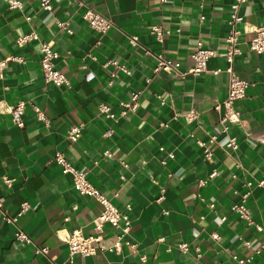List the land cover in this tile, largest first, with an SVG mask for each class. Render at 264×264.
<instances>
[{
  "label": "crops",
  "instance_id": "obj_1",
  "mask_svg": "<svg viewBox=\"0 0 264 264\" xmlns=\"http://www.w3.org/2000/svg\"><path fill=\"white\" fill-rule=\"evenodd\" d=\"M22 1L21 9H11L0 0V59L8 58L0 76V197L12 215L23 201L30 203L17 223L34 243L21 245L16 225L0 214V264L61 263L69 254L63 235L76 229L85 235L95 232L93 219L103 206L74 188L72 174L63 173L52 160L58 149L129 213L132 227L124 239L137 243L134 250L123 245L121 251L76 253L71 264H239L234 255H253L248 264H264V233L232 209L247 190L246 181L260 179L264 171V142L259 139L264 136V51L250 49L246 40L253 32L240 35L241 53L234 64L248 81L245 97L235 102L240 121L225 132L223 108H215L228 94L225 36L234 0H83L82 5L53 0L52 10L39 0ZM87 7L108 16L114 25L106 32L93 29L82 16ZM239 13L243 31L264 25V0L241 3ZM57 20L68 21L72 32L60 28ZM152 24L172 32L159 40L150 31ZM32 30L39 40L16 42ZM131 35L138 36V45L131 44ZM200 38L218 52L209 58L207 71L185 76L154 71L160 52L188 70ZM42 40L51 41L58 51L54 62L69 84L45 81ZM16 55L23 61L14 59ZM114 59L127 70L119 68L114 74L109 63ZM216 68L222 70L214 73ZM147 77H152L149 83ZM138 88L144 92L137 111L116 119L100 113L101 102L118 113L120 101ZM157 93L165 96V103ZM19 100L27 103L23 127L14 124L9 112V105ZM30 103L44 109L48 123L37 117ZM190 113L197 117L188 118ZM79 122L84 123L82 136L71 142L68 129ZM211 134L220 139L236 136L239 148L213 144V160H208L197 139L208 141ZM169 151L175 156L162 164ZM213 171L217 174L208 178ZM3 174L15 178L11 186ZM201 179L206 182L201 184ZM162 186L165 197L158 200ZM246 204L255 222L264 226V185H253ZM118 232L108 225L105 242L114 241ZM180 241H188L190 251L177 248ZM36 245L48 246V253H36Z\"/></svg>",
  "mask_w": 264,
  "mask_h": 264
},
{
  "label": "built area",
  "instance_id": "obj_2",
  "mask_svg": "<svg viewBox=\"0 0 264 264\" xmlns=\"http://www.w3.org/2000/svg\"><path fill=\"white\" fill-rule=\"evenodd\" d=\"M8 2V6L11 9H21L23 7L22 0H6ZM77 4H84L83 0H69ZM247 0H234L231 4L230 9V18H229V32L225 36L226 50L225 57L227 61V65L224 70L229 74V83H228V94L223 101L218 102L215 105V108L223 111L221 113L220 121L223 124V130L228 133L231 124L240 121L241 112L235 108V102L245 97L246 89L248 87V81L242 78L235 70V58L236 55L241 53V40L240 35L243 32H253V35L249 37L246 42L249 44L250 49L255 50L256 52L264 51V25H254L250 28H246L244 31L239 28V24L243 22V16L239 13V7L241 3ZM41 6L44 9L52 10L53 8V0H39ZM82 16L86 19L89 25L100 32L108 31L113 25L114 22L108 17L103 15L102 13L96 11L92 7H87L83 12ZM205 16L202 15L203 19ZM30 18V16H27ZM57 25L60 28H66L68 32H72V29L68 26V21L57 20ZM150 31L156 34L157 39H163L165 34L171 33L172 30L169 28H164L160 24H152L150 25ZM33 39L39 40V34L37 31L32 30L24 35L19 36L16 39L18 44H23ZM129 40L132 45H138V36L131 35ZM41 68L43 72V77L46 82H51L56 85L69 84V77L59 68L56 67L54 59L59 56L58 51L53 50L51 41H41ZM90 54V53H89ZM218 52L216 49H212L206 47L203 40L200 38L197 40L196 47L193 49L191 53V57L194 59V64L188 70L182 71L180 69V61L165 55L164 52H160L156 54L157 63L154 67V71L164 70L169 73H173L177 76H185L186 74L197 75L202 72L207 71V62L209 58L217 55ZM95 57L94 55H92ZM14 59L23 61L20 56H13ZM8 58L0 59V76H3L4 69L6 67ZM109 63L114 65V74H116L117 69L123 68L127 70V68L120 64L117 60H111ZM222 68H216L213 70L214 73H218ZM152 77H147V83L151 81ZM113 82V81H111ZM144 92V88H138L131 92L129 99L120 101V110L118 113L112 108V106L107 102L99 103L100 113L106 117L117 118L119 116H124L129 112L137 111L140 104V97ZM158 98L161 99L162 103H165V96L161 93H157ZM30 107L35 111L37 117L44 122H49V117L45 113L44 109L35 103H30ZM27 109V103L25 100H19L16 103L9 105V112L12 115V120L15 125L19 127L24 126V113ZM196 113L188 114V118L194 119L196 118ZM84 128V123H73L70 125L67 133V137L71 142H76L82 136V131ZM111 130L106 131V133H110ZM262 142H264V136L259 138ZM197 142L200 146L203 147L205 157L208 160H213L214 151L212 149L213 144H218L225 148H230L235 151L239 148V143L236 136L226 135L224 139H220L218 134H211L209 136L208 141H204L202 139H197ZM161 150L164 149L163 146L160 147ZM106 155H110V152L105 151ZM175 153L173 151H169L166 156L161 158L162 164H166L169 158H173ZM52 160L58 163L63 173H70L73 177L74 188L78 190L82 194H86L91 196L98 201L101 202L103 208L101 212L93 219V224L95 228V232L90 235H85L81 229H76L71 233L68 232L62 236L63 240L68 243L69 254L65 261L61 263L54 264H71L73 262V257L76 253L82 254H94L98 251L111 250V251H121L123 245H127L130 249H136L137 243L131 241L130 239H124V236L128 234L131 230V218L128 212L122 211L117 205L114 204L112 199L104 194L96 185H94L87 177V172L83 169L75 166L66 156L65 151L56 150ZM125 166H128V163L125 160H122ZM217 171H213L209 174L208 178H212ZM121 178L126 179L125 175H121ZM3 181L11 186L14 177L9 176L8 174L2 175ZM206 182V179H201L200 183L203 184ZM264 185V171L262 173V177L256 181L247 180L246 186L247 190L242 194V199L240 202L235 203L232 206V209L239 214V216L245 220L249 224H254L259 231L264 233V226L260 223L255 222L252 218L250 209L246 204L247 197L251 192V188L253 185ZM166 187L162 186L160 195L158 200H161L165 197ZM115 196L119 195V192L116 191L114 193ZM211 206H214L211 203ZM75 205L73 208H76ZM30 208V203L28 201H23L21 203V208L16 215L10 214L7 209L4 207V203L2 198L0 197V214L9 222H12L16 225L15 230V238L21 243V245H26L29 243H34L30 234L24 231L18 225L17 221L19 216H21L24 212H26ZM127 209H131V205L127 204ZM165 213L169 211L164 209ZM65 220L68 219L66 216ZM108 225L111 228L118 229L119 232L116 234L114 241L111 243L105 242L106 229ZM215 236V235H214ZM246 246H250V241H245ZM264 247V241L261 247ZM177 248L181 251L188 252L190 251V243L188 241H180L177 244ZM49 250L48 246H35L36 253L47 254ZM197 254L199 253V248H197ZM144 257V256H143ZM239 264H248L253 260V255H246L242 257H238L237 255L233 256Z\"/></svg>",
  "mask_w": 264,
  "mask_h": 264
}]
</instances>
